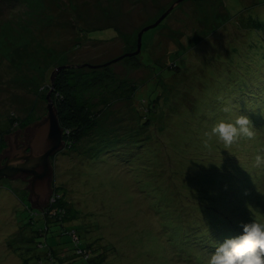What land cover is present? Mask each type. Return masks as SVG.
Wrapping results in <instances>:
<instances>
[{"label":"rangeland","instance_id":"rangeland-1","mask_svg":"<svg viewBox=\"0 0 264 264\" xmlns=\"http://www.w3.org/2000/svg\"><path fill=\"white\" fill-rule=\"evenodd\" d=\"M176 1L0 0L3 148L17 129L25 141L11 117L47 113L56 67L135 51L138 32ZM140 50L107 66L138 85L133 99L96 106L92 133L49 158L50 196L63 193L65 227L90 259L31 207L18 177L0 180V264H38L39 255L48 264L49 249L56 264H207L242 223L264 220V170L253 166L264 153V0H182L142 34ZM238 114L254 139L226 146L209 135Z\"/></svg>","mask_w":264,"mask_h":264},{"label":"trees","instance_id":"trees-1","mask_svg":"<svg viewBox=\"0 0 264 264\" xmlns=\"http://www.w3.org/2000/svg\"><path fill=\"white\" fill-rule=\"evenodd\" d=\"M103 64H96L98 65L96 67L66 64L57 72L49 86L50 98L57 113L58 124L62 130V141L69 149L74 150L81 139L88 137L96 127V119L102 112V109L95 110L96 106L107 107L114 100L133 99L138 88V85L133 82L116 78L112 71L107 68L108 65ZM44 98L46 99V97ZM94 98L98 101L94 102ZM137 102L139 103L138 100ZM11 121V123L18 124L21 127L29 124L28 118L18 120V118L11 117ZM2 144L4 145L3 140L0 138V149L3 148ZM55 192L57 191H54L51 196L49 195L46 208L38 207L40 213L45 222H54L61 225L63 228L61 235L72 236L75 246L74 255L89 260L90 254L86 252V248L79 246L78 233L74 229L65 227L66 221L69 220L67 211L70 205H68L63 193L58 191L55 196ZM51 199L53 200L51 201ZM32 206L34 207L33 204ZM42 232L44 230H39V232L32 235H41ZM32 237L24 238L25 242L31 241ZM58 253L59 251L49 249L44 254L48 264H56V261L59 260L57 258ZM37 261L38 264H43L41 255L37 257Z\"/></svg>","mask_w":264,"mask_h":264},{"label":"water","instance_id":"water-1","mask_svg":"<svg viewBox=\"0 0 264 264\" xmlns=\"http://www.w3.org/2000/svg\"><path fill=\"white\" fill-rule=\"evenodd\" d=\"M180 1L182 0H177L174 4ZM174 4L159 16L154 23L143 27L138 32L135 51L120 55L103 65L106 66L123 59L124 57L137 55L141 49L142 34L146 30L157 26L172 10ZM87 65L91 67L98 66ZM62 67H64V65L58 66L54 69L51 81L54 80L57 72ZM46 100L47 113L42 116L40 120H36L26 125L24 132L25 141L16 142V137L20 129L10 132L4 136L8 146L2 148V151L0 152V161L2 158H7L3 164H0V180L3 178L15 179L18 177L28 180L29 184H27L25 188H28L29 190L27 199L30 200L31 207H33L32 204L34 207L44 205L51 194L50 181L52 169L49 158L64 145V142L62 141V130L58 124L57 113L53 107L50 92L46 95ZM26 146L30 147L29 152L24 151Z\"/></svg>","mask_w":264,"mask_h":264},{"label":"clouds","instance_id":"clouds-1","mask_svg":"<svg viewBox=\"0 0 264 264\" xmlns=\"http://www.w3.org/2000/svg\"><path fill=\"white\" fill-rule=\"evenodd\" d=\"M209 135L231 146L241 139H254L256 131L247 115L238 114L233 120L216 121ZM253 166L264 170V153L255 155ZM240 228L238 235L219 243L208 257L207 264H264V220L242 223Z\"/></svg>","mask_w":264,"mask_h":264}]
</instances>
